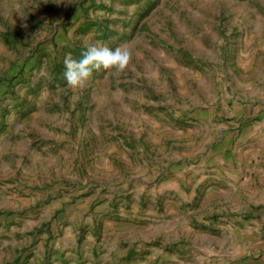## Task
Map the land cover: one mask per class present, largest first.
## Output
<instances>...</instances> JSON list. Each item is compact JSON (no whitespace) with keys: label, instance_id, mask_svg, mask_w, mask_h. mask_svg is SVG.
Segmentation results:
<instances>
[{"label":"rangeland","instance_id":"374dc122","mask_svg":"<svg viewBox=\"0 0 264 264\" xmlns=\"http://www.w3.org/2000/svg\"><path fill=\"white\" fill-rule=\"evenodd\" d=\"M262 100L264 0H0V264H264L209 170Z\"/></svg>","mask_w":264,"mask_h":264},{"label":"crops","instance_id":"0c3cea01","mask_svg":"<svg viewBox=\"0 0 264 264\" xmlns=\"http://www.w3.org/2000/svg\"><path fill=\"white\" fill-rule=\"evenodd\" d=\"M240 111L239 115L251 118L233 119L234 126L225 140L228 145L218 164L209 170L233 180L238 191L232 198L236 194L243 198L239 218L245 226L252 221L253 227L260 230L264 227V100Z\"/></svg>","mask_w":264,"mask_h":264},{"label":"clouds","instance_id":"9594fccd","mask_svg":"<svg viewBox=\"0 0 264 264\" xmlns=\"http://www.w3.org/2000/svg\"><path fill=\"white\" fill-rule=\"evenodd\" d=\"M131 58V51L118 46L112 48L102 43L90 44L82 52L79 59L67 55L64 57V77L73 87L83 86L90 78L94 69L115 67L123 71Z\"/></svg>","mask_w":264,"mask_h":264}]
</instances>
